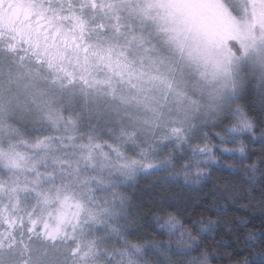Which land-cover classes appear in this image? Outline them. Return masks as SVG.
<instances>
[{
	"label": "snow or ice",
	"instance_id": "snow-or-ice-1",
	"mask_svg": "<svg viewBox=\"0 0 264 264\" xmlns=\"http://www.w3.org/2000/svg\"><path fill=\"white\" fill-rule=\"evenodd\" d=\"M222 161L264 208V0H0V264H210L216 222L145 239L124 188Z\"/></svg>",
	"mask_w": 264,
	"mask_h": 264
},
{
	"label": "trees",
	"instance_id": "trees-1",
	"mask_svg": "<svg viewBox=\"0 0 264 264\" xmlns=\"http://www.w3.org/2000/svg\"><path fill=\"white\" fill-rule=\"evenodd\" d=\"M256 102L250 94L246 103ZM259 115V112L256 113ZM259 134V133H258ZM259 147L252 149L251 159H257ZM222 165H213L214 171L200 184H185L181 178L178 183L165 182L167 173L160 176L139 175L135 181L126 185L125 195L130 202L131 214L140 226L139 235L148 240L164 242L165 238L157 234L153 212L157 206L178 218L191 223L214 221L217 226L206 232L202 249L209 252L210 264H244L252 255L253 249L247 245L249 235L264 233V208H261L259 184L250 189L244 182L245 177L237 171ZM231 186V187H229ZM228 188V192H225ZM200 225H198L199 227ZM257 245L255 251H260Z\"/></svg>",
	"mask_w": 264,
	"mask_h": 264
}]
</instances>
